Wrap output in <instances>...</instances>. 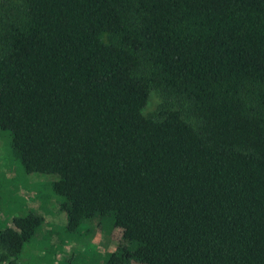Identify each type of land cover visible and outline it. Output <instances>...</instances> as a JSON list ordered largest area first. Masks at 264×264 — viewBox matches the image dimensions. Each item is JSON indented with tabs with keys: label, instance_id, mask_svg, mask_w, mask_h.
<instances>
[{
	"label": "trees",
	"instance_id": "16d2710c",
	"mask_svg": "<svg viewBox=\"0 0 264 264\" xmlns=\"http://www.w3.org/2000/svg\"><path fill=\"white\" fill-rule=\"evenodd\" d=\"M0 130L57 175L73 230L108 220L107 264H264V0H14ZM183 100L143 114L149 95ZM44 218L0 230L16 262Z\"/></svg>",
	"mask_w": 264,
	"mask_h": 264
},
{
	"label": "rangeland",
	"instance_id": "374dc122",
	"mask_svg": "<svg viewBox=\"0 0 264 264\" xmlns=\"http://www.w3.org/2000/svg\"><path fill=\"white\" fill-rule=\"evenodd\" d=\"M14 4V0H0V22ZM165 103L196 124L188 115L187 103L167 99L159 91L150 93L143 114L157 118ZM59 179L57 175L26 173L10 132L0 130V230L11 226L14 218L30 212L44 218L43 226L26 245L20 259L0 264H107L111 253L127 245L122 231L108 220L85 221L73 230L62 208L63 200L52 190V183ZM131 264L140 263L133 261Z\"/></svg>",
	"mask_w": 264,
	"mask_h": 264
}]
</instances>
